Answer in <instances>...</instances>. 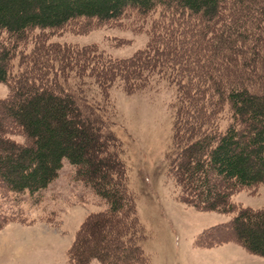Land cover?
<instances>
[{
    "label": "trees",
    "instance_id": "obj_1",
    "mask_svg": "<svg viewBox=\"0 0 264 264\" xmlns=\"http://www.w3.org/2000/svg\"><path fill=\"white\" fill-rule=\"evenodd\" d=\"M159 10L148 47L128 60L52 40L132 17L145 25ZM161 80L177 92L171 171L183 199L234 214L223 228L264 257V210L230 199L264 185V0H0V83L10 91L0 99V227L27 223L23 198L67 160L107 206L81 227L70 262L143 264L122 145L87 93L97 86L105 100L117 83L133 93Z\"/></svg>",
    "mask_w": 264,
    "mask_h": 264
},
{
    "label": "rangeland",
    "instance_id": "obj_2",
    "mask_svg": "<svg viewBox=\"0 0 264 264\" xmlns=\"http://www.w3.org/2000/svg\"><path fill=\"white\" fill-rule=\"evenodd\" d=\"M159 14L160 10L145 25L132 17L121 26L103 25L82 34L65 32L52 40L79 49L93 47L105 58L128 60L146 50L151 24ZM141 25L142 30H137ZM9 94V87L0 83V99ZM87 95L106 108L110 131L122 145L127 190L144 233L140 240L143 264H264V257L251 253L232 231L223 228L234 214L202 210L183 199L179 179L171 171L177 156L174 86L154 81L145 91L127 93L117 83L105 100L97 86ZM74 174L65 160L56 181L35 197L23 198L27 223L5 222L0 227V264H73L69 253L81 227L90 215L107 207L76 182ZM230 199L238 207L264 210V185L239 191ZM2 210L0 206V214Z\"/></svg>",
    "mask_w": 264,
    "mask_h": 264
},
{
    "label": "clouds",
    "instance_id": "obj_3",
    "mask_svg": "<svg viewBox=\"0 0 264 264\" xmlns=\"http://www.w3.org/2000/svg\"><path fill=\"white\" fill-rule=\"evenodd\" d=\"M93 264H97V262L96 261H93Z\"/></svg>",
    "mask_w": 264,
    "mask_h": 264
}]
</instances>
